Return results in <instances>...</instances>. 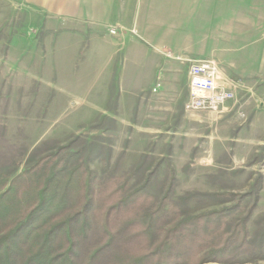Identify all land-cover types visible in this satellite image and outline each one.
<instances>
[{
    "label": "rangeland",
    "instance_id": "rangeland-1",
    "mask_svg": "<svg viewBox=\"0 0 264 264\" xmlns=\"http://www.w3.org/2000/svg\"><path fill=\"white\" fill-rule=\"evenodd\" d=\"M202 7L199 5L196 24L182 22V29H176L182 35L136 38L158 55L157 71L173 72L174 78L163 79L165 86L156 83L136 100L119 103L121 55L114 67L108 68L109 48L100 43H81L62 53L45 45L41 49L44 37L39 29L35 39L41 52L32 47V52L24 53L27 62L15 66L9 48L24 26V13L14 4L0 1V15L5 18L0 20V174L13 177L21 173L72 137H80V144L100 138L111 146L108 167L103 169L99 159L88 166L101 183L122 180L144 157L134 184L146 182L149 190L161 197L168 176L172 173L175 177L171 195L175 209L167 220L169 225L234 207L236 212L225 219V225L234 226L253 203V198L238 202L237 196L249 192L261 175L256 205L245 225L249 238L257 241L256 235L264 229V68L247 77L238 74L235 54L227 47L236 38L222 37L220 11L201 13ZM166 23L174 29L175 22ZM203 59L229 66L234 100L223 112L185 110L188 67ZM57 60L64 61L63 68ZM103 117L113 118L115 127L101 121ZM235 264H264V258L241 259Z\"/></svg>",
    "mask_w": 264,
    "mask_h": 264
},
{
    "label": "trees",
    "instance_id": "trees-1",
    "mask_svg": "<svg viewBox=\"0 0 264 264\" xmlns=\"http://www.w3.org/2000/svg\"><path fill=\"white\" fill-rule=\"evenodd\" d=\"M101 121L115 127L113 118ZM80 139L72 137L13 177L0 174V264H235L264 258V229L256 241L245 227L261 175L237 196L238 202L253 198L237 225H225L234 207L169 225L172 173L161 197L146 182L134 184L144 157L122 180L101 183L88 164L99 159L107 168L111 146L100 138Z\"/></svg>",
    "mask_w": 264,
    "mask_h": 264
},
{
    "label": "crops",
    "instance_id": "crops-1",
    "mask_svg": "<svg viewBox=\"0 0 264 264\" xmlns=\"http://www.w3.org/2000/svg\"><path fill=\"white\" fill-rule=\"evenodd\" d=\"M0 1L14 4L24 13V26L17 32L9 48L14 53L15 66L17 62H27L24 53L32 52V47L36 49L34 52H41L35 39L39 29L44 37L41 49L45 45L46 49L57 48L62 53L75 50L81 43H100L109 48L108 68H113L117 56L121 55L118 71L119 103L136 100L141 94L152 90L156 83L165 86L164 80L174 78L173 72L157 71L160 66L158 55L150 53L136 38H148L154 34L159 37L182 35V32L176 33V29H182V22L196 24L199 5L204 7L200 9L201 13L220 11L222 37L236 38L227 47H231L230 51L235 54L238 74L247 77L252 71L264 68V0ZM4 19L0 15V20ZM166 22H175L174 29ZM113 28L117 34L111 37L109 30ZM148 28L155 33L151 34ZM151 55L153 60L149 59ZM57 63L59 67H64V61L57 60ZM219 64L224 77L227 75L226 78L230 80L229 66L222 62ZM112 75L111 72L110 78ZM186 85L187 101L188 75Z\"/></svg>",
    "mask_w": 264,
    "mask_h": 264
},
{
    "label": "built area",
    "instance_id": "built-area-1",
    "mask_svg": "<svg viewBox=\"0 0 264 264\" xmlns=\"http://www.w3.org/2000/svg\"><path fill=\"white\" fill-rule=\"evenodd\" d=\"M115 29H110V35H116ZM188 99L185 110L190 113L212 111L223 112L226 105L234 100L233 86L222 74L218 63L203 59L192 62L187 71ZM239 117H243L241 111Z\"/></svg>",
    "mask_w": 264,
    "mask_h": 264
}]
</instances>
